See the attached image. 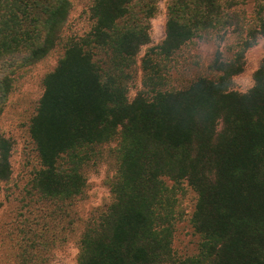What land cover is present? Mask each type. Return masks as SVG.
Listing matches in <instances>:
<instances>
[{
    "label": "trees",
    "instance_id": "obj_1",
    "mask_svg": "<svg viewBox=\"0 0 264 264\" xmlns=\"http://www.w3.org/2000/svg\"><path fill=\"white\" fill-rule=\"evenodd\" d=\"M158 2L93 0L90 31L64 40L70 0H0V112L15 74L63 43L29 125L34 190L54 202L81 199L84 169L100 158L98 147L116 142L112 202L81 235L77 264H264V57L247 92L231 88L243 53L264 37V0H255L241 49L229 60L216 53L215 78L162 89L153 55L170 60L233 26L222 0H171L163 41L141 59L144 86L153 88L130 99L129 71L150 44ZM12 148L0 134V180L11 174ZM182 183L196 194L190 223L200 243L180 259L172 243Z\"/></svg>",
    "mask_w": 264,
    "mask_h": 264
},
{
    "label": "rangeland",
    "instance_id": "obj_2",
    "mask_svg": "<svg viewBox=\"0 0 264 264\" xmlns=\"http://www.w3.org/2000/svg\"><path fill=\"white\" fill-rule=\"evenodd\" d=\"M171 0H159L157 12L150 19V44L141 48L136 64L129 71L128 97L144 86L145 75L141 59L146 52L160 45L165 36L166 8ZM72 9L63 31V38L87 34L92 22L90 7L93 0H70ZM233 19L226 32H213L183 46L170 60L153 55L160 64L162 89H179L199 77L215 78L211 69L216 53L231 59L246 39V29L253 25L255 0H222ZM63 43L48 56L15 74L13 89L0 112V134L12 142L11 174L0 180V264H77L79 240L88 226L104 214L112 202L107 179L114 176L117 164L116 142L98 147L100 158L83 171L87 187L84 196L65 203L45 200L34 190L33 178L39 170L35 146L29 136V125L43 93V80L53 71L63 56ZM264 57V37L256 35V43L243 53V71L232 78L231 88L247 92L254 84V73ZM171 186L172 183L168 182ZM183 217L175 226L172 243L175 257L183 259L197 254L200 237L191 227L190 218L196 203L195 192L181 184L179 194Z\"/></svg>",
    "mask_w": 264,
    "mask_h": 264
}]
</instances>
